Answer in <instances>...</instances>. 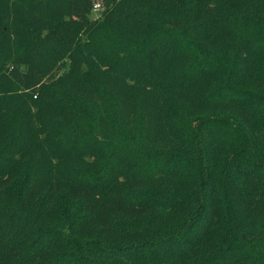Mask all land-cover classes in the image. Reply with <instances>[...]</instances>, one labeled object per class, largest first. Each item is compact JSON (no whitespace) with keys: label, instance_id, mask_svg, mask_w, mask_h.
I'll use <instances>...</instances> for the list:
<instances>
[{"label":"trees","instance_id":"obj_1","mask_svg":"<svg viewBox=\"0 0 264 264\" xmlns=\"http://www.w3.org/2000/svg\"><path fill=\"white\" fill-rule=\"evenodd\" d=\"M105 4L0 0V264H264V0Z\"/></svg>","mask_w":264,"mask_h":264},{"label":"rangeland","instance_id":"obj_2","mask_svg":"<svg viewBox=\"0 0 264 264\" xmlns=\"http://www.w3.org/2000/svg\"><path fill=\"white\" fill-rule=\"evenodd\" d=\"M92 2L99 3L100 4V10L99 11H93V26L90 29H87L86 27L81 26L78 30L77 38L81 43H86L89 38H93L94 34L103 35V33H108L109 28L103 27V15H105L106 12V4L105 0H92ZM75 42V41H74ZM62 44H67V41H64ZM60 44V45H62ZM69 44V43H68ZM83 48V46H82ZM83 68L85 65H82ZM102 66H100L101 68ZM99 68V69H100ZM65 72V67H63L60 71L58 69L54 70V78H60ZM118 72V68H109L108 73L109 74H102L101 72H96L95 74H89L86 76L85 81L77 82V86L81 88L80 92L86 93V94H93L94 98L97 100V102H102L100 97V91H102L104 87L103 80L101 78H115L114 74ZM83 78V77H78ZM59 93V92H58ZM97 114L101 113V110L99 109ZM136 163V165L134 164ZM132 164H126L127 166H132V171H141L142 166L140 167V163L143 162L142 158L136 159ZM135 167H138L139 169H134Z\"/></svg>","mask_w":264,"mask_h":264},{"label":"built area","instance_id":"obj_3","mask_svg":"<svg viewBox=\"0 0 264 264\" xmlns=\"http://www.w3.org/2000/svg\"><path fill=\"white\" fill-rule=\"evenodd\" d=\"M100 10V6H99V4L98 3H95L94 5H93V11L95 12V11H99Z\"/></svg>","mask_w":264,"mask_h":264}]
</instances>
